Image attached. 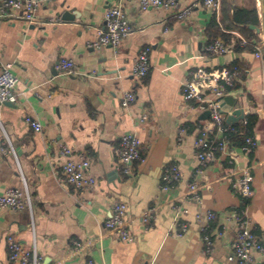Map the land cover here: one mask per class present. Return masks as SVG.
<instances>
[{
    "label": "crops",
    "instance_id": "crops-1",
    "mask_svg": "<svg viewBox=\"0 0 264 264\" xmlns=\"http://www.w3.org/2000/svg\"><path fill=\"white\" fill-rule=\"evenodd\" d=\"M193 1L179 0V7ZM229 1L246 8L258 5ZM111 5L121 6L132 32L117 51L89 46ZM36 16L34 23L0 18V61L12 63L18 77L17 101L0 104V139L7 135L14 149V154L0 152V193L23 189L25 181L31 196V209H0V264H10L8 234L34 247L39 264H235L227 257L236 225L227 215L240 204L230 183L244 167L253 177L244 214L255 234L264 236V62L254 55L256 45L253 52L234 49V44L244 47L254 40L238 28L224 27L222 0L216 10L199 5L182 19L164 8L142 10L139 0H51ZM213 22L232 36L229 43L215 38L225 42V53L205 51ZM146 46L151 49L149 72L133 77V60ZM61 58L74 62L73 74L56 69ZM235 62L246 68L229 90L234 104L223 110L227 116L243 108L244 118L235 124L256 114L251 136L257 144L239 151L234 163L224 154L216 156L197 177L201 203L184 202L198 165L194 139L208 113L183 99L182 83L191 69L217 71ZM128 91L135 100L125 106L121 98ZM26 117L41 129L34 130ZM125 133L139 137L143 157L129 176L117 169L116 147ZM61 145L71 149L74 159L89 160L88 174L96 181L92 189L61 182ZM174 163L181 179L163 190V169ZM115 201L126 203L130 241L103 225ZM181 203L188 209L185 215L175 210ZM150 208L152 217L144 220ZM208 211L215 218L208 232L213 248L206 253L200 227L208 223ZM177 219L188 225L181 237L174 234ZM252 264H264V259L257 256Z\"/></svg>",
    "mask_w": 264,
    "mask_h": 264
},
{
    "label": "built area",
    "instance_id": "built-area-1",
    "mask_svg": "<svg viewBox=\"0 0 264 264\" xmlns=\"http://www.w3.org/2000/svg\"><path fill=\"white\" fill-rule=\"evenodd\" d=\"M51 0H0V18H18L28 23H34L39 19L36 16L37 9ZM140 8L146 10L149 7L164 8L172 11L174 17L182 19L187 17L194 7L202 5L205 8L216 10L219 7V0H195L182 8L179 7V0H139ZM55 21V18H50ZM132 32L124 11L120 5L109 6L104 13V23L98 29V38L89 44L91 47L110 46L115 51L123 38ZM260 35V34H259ZM150 47H143L133 60L130 74L136 78H144L149 72ZM209 54H222L228 51V47L221 39H214L205 46ZM255 57L264 62V42L260 35V42L255 46ZM75 64L72 60L61 58L58 60L56 69L65 74L75 72ZM241 69L237 66L225 67L220 74L211 72L206 67L191 69L182 83V97L185 101L193 102L200 110L208 113L207 122L203 123L198 135L194 139V147L198 165L195 167L193 177L187 183L184 195V202L201 203V193L197 177L203 175L205 166L216 158L217 154L228 156L229 162L234 163L239 157V151H247L256 146L257 142L253 136H247L245 143L235 148L231 143V136L237 132L233 124L226 122L224 112V98L229 95V90L234 86L235 81L240 77ZM18 77L12 70V63L0 61V104L15 103L17 94L15 87ZM135 100L132 91L122 95L121 102L128 105ZM231 113V112H230ZM143 119V118H142ZM26 121L39 131L41 124L26 117ZM141 141L133 133H125L119 139L116 147L118 165L117 169L124 175L132 174V165L142 161ZM0 152L13 153V146L7 135L0 139ZM59 155L65 160L61 164L58 177L61 182L74 186L79 190L92 189L96 183L94 177L88 174L90 162L87 158L74 159L71 149L61 145ZM181 171L177 164L166 165L161 176V188L167 190L181 179ZM252 174L248 167L240 169L239 174L232 180L231 187L242 196L248 197L252 194ZM12 210L31 209V196L24 181V188L10 187L0 193V209ZM152 208L147 212L144 220L152 217ZM177 215H185L188 209L181 203L175 205ZM111 215L107 217L103 225L116 231L123 241L133 239L127 225L126 203L115 201L111 207ZM228 219L235 221L236 230L232 240V251L227 259L235 264H252L255 257L264 259V236H258L251 228V221L245 214L232 211L227 215ZM215 218V213L208 211L207 224L202 225L200 230L204 241V251L211 252L213 239L209 232V221ZM175 225L179 230L174 234L181 237L187 231V223L183 219H177ZM220 233V232H219ZM10 264H39L40 257L37 256L34 247H24L13 235L6 237Z\"/></svg>",
    "mask_w": 264,
    "mask_h": 264
},
{
    "label": "trees",
    "instance_id": "trees-1",
    "mask_svg": "<svg viewBox=\"0 0 264 264\" xmlns=\"http://www.w3.org/2000/svg\"><path fill=\"white\" fill-rule=\"evenodd\" d=\"M222 11H223L224 27L238 28L243 34H245L248 37V39L254 40L253 43L251 42L245 45L244 47H240L238 44H234V49L238 51L247 50L249 52H253L254 45L260 42V37L256 33H254L253 30L248 29V26L249 25L259 26L260 20H259L258 8L255 5L246 8L231 3L229 0H222ZM207 35L209 37L208 43L219 36L224 38L227 43H229V41H231L232 38L230 34L223 32L219 27V25H217L214 22L211 23L207 31ZM232 66H237L241 69L240 76L244 74L246 66L238 62H235L230 65H226L217 71H212V70L210 71L216 74H220L225 67H232ZM256 120H257L256 114L248 113L245 115V123L233 124V126L237 129V132L231 136V143L235 148L238 149L239 147H241L245 143V138L253 134L252 132L253 126L255 125ZM218 155L219 154H217L216 156ZM239 195H240L239 196L240 204L236 208V210L239 214H244V209L248 204L250 196L245 197L242 196L241 194Z\"/></svg>",
    "mask_w": 264,
    "mask_h": 264
},
{
    "label": "water",
    "instance_id": "water-1",
    "mask_svg": "<svg viewBox=\"0 0 264 264\" xmlns=\"http://www.w3.org/2000/svg\"><path fill=\"white\" fill-rule=\"evenodd\" d=\"M258 11H259V20L260 24L259 26L249 25L248 29L254 30L258 34H263V42H264V0H260V4L257 5ZM69 11H66L64 13V17H67ZM235 102V98L231 95H227L224 98V106L226 105H233ZM244 118V110L241 107L235 108L230 114L226 116V122L229 124H235L240 119Z\"/></svg>",
    "mask_w": 264,
    "mask_h": 264
},
{
    "label": "rangeland",
    "instance_id": "rangeland-1",
    "mask_svg": "<svg viewBox=\"0 0 264 264\" xmlns=\"http://www.w3.org/2000/svg\"><path fill=\"white\" fill-rule=\"evenodd\" d=\"M240 3L246 5V6H249L251 4H256L257 3V0H239Z\"/></svg>",
    "mask_w": 264,
    "mask_h": 264
},
{
    "label": "bare ground",
    "instance_id": "bare-ground-1",
    "mask_svg": "<svg viewBox=\"0 0 264 264\" xmlns=\"http://www.w3.org/2000/svg\"><path fill=\"white\" fill-rule=\"evenodd\" d=\"M257 4L259 5L260 4V0H257ZM261 37L263 38V34H260Z\"/></svg>",
    "mask_w": 264,
    "mask_h": 264
}]
</instances>
